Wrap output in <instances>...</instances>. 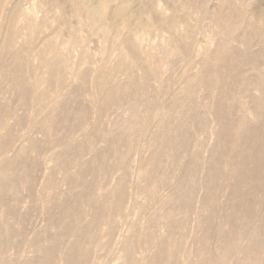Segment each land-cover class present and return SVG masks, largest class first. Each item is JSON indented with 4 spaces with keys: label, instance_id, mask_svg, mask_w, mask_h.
Masks as SVG:
<instances>
[{
    "label": "rangeland",
    "instance_id": "rangeland-1",
    "mask_svg": "<svg viewBox=\"0 0 264 264\" xmlns=\"http://www.w3.org/2000/svg\"><path fill=\"white\" fill-rule=\"evenodd\" d=\"M105 1L107 4V15L104 16L101 15L99 17L100 18L99 21H97L95 24H91L89 20L85 19L86 17H84L83 15L81 16V14L77 11V9H75L76 7L74 3L80 2L85 6L86 9L87 8L91 9L93 6L98 5V3L101 2V0H7L6 1L7 3H5V7L0 10L1 11L0 12V48L1 45L3 46L2 43H4L3 41H5V39L7 38V34L11 33V30L15 28L14 30H12V34L15 35L14 43H12L10 47L8 46L7 48H4L3 49L4 51L2 50V48L0 49L2 50L0 51L3 59L2 61L3 63L6 62L5 65L8 64L10 69L13 70L16 67L17 62L13 61V57H12L13 54H11V50H14L13 52L16 51L17 55H19L20 57V60L23 61L22 67L24 64H25L24 67H26L25 70H23L24 67L22 68L23 74L21 73L22 75L18 77L19 79L17 78V81H19V83H21L22 81L23 83H26V86H29L27 88H30L28 89V91L30 95H32L31 96L32 99H30L29 101L30 103L27 106L24 105L22 99H20L21 98L20 90H22L21 88L23 86V83L19 84L16 80L14 82L13 79L11 78V75L9 74H7L8 76L3 75L2 71H0V114H1L0 119H3L2 121L4 124L3 128H2L3 124H1L2 126H0V137L1 134L2 136H5L8 130H9L8 133L11 132L10 135L12 137V140L8 141V143L5 142L4 146L0 144V161L2 159L5 160V161L3 160L1 161L3 165L5 164L4 166L3 165L1 166V162H0V168H2L0 169V172L2 170L0 174H2L4 178L3 180L8 179L7 181L12 182L11 185L12 186L15 185L14 187H16L14 191L12 190L10 191V189L9 190L6 189L5 193L3 191L1 194L3 197V198L1 197V199H3V201L0 199V222H1L0 224L2 225L4 222L6 228L8 227L7 231L1 233L2 234L1 237H3V239L6 240L8 239L7 237H9V240L6 246L0 248L1 250L0 264H39L38 256H39V251L41 249L40 247L45 248V246L46 247L49 246L48 243H50L51 241L50 239L51 238L53 239V236H55L54 234L57 233V226L60 225L62 222H64L63 220L64 218H62V214H60V206L65 203L67 204L72 203L75 199L76 192H78L81 189L80 185L78 184L75 185L78 186L77 187L78 189H75L76 187L70 184V180L72 178L73 180L77 179L79 177V174L84 170V168L89 166V164L90 165L93 164L92 160L95 155L98 154L99 157L102 155L100 158L97 156L99 160L96 159V162L103 160L109 162L107 165L109 166V169L110 168L111 169L110 170L107 169L106 171L107 175H105L107 177L99 181L98 178L96 177L97 175L95 173V170L92 167L93 170L91 168H88L87 171L89 173L87 172L86 178L89 181H93L95 179L98 181L97 183H99L95 185V187H93L94 196L99 197L100 195L107 193V191L108 192L111 191L113 189L112 187L113 186L115 187V185H117V182L124 174V170H122L121 167L117 168L119 166L115 165L114 158L112 157L113 156L112 151L117 148H118L117 151L120 150L119 151L120 154L122 153L121 155L124 154L126 158L128 156L127 160L129 162L128 164L129 170L128 169L126 170L128 174L127 172L125 173L126 179L124 181L125 194H126L125 198L127 199H125V203H126L125 213L123 215L125 214L126 215L123 216L125 219L122 217L116 218V221L118 223L116 224L117 227L115 231L116 233H114L113 236L110 237L107 236L105 232L102 233L101 239H103V241H101L100 239V245L98 244V246H93V248L95 247L94 250L92 251L90 250L91 262L89 263L120 264V260L122 257L121 254L122 245L121 242L119 241H121V237L122 238L127 236L133 237L136 234L135 237L138 239V243L141 244L142 239L145 235L143 236L140 235L141 236L140 238H142L140 239L137 233L140 234L141 233L140 231H142L141 234L143 233L145 234L147 233V231L150 230L148 228H151L153 231L155 230L156 232L159 231L157 233L158 235L156 237L154 236V239L156 238H158V240L162 239L163 235L165 234L164 232L167 231V230L164 231L166 224L162 223V221L164 222L163 218H165V222L167 223L166 221L167 216H171V215H167V213L168 212L172 213L170 209H173L174 208L173 205H175V203L177 202V200L176 202H174L175 201L174 199H178L177 197L174 198V195L177 194L178 197L181 198L180 195L183 192V196H182L183 198H181L182 201L185 200L184 202L187 201L186 202L187 204H192V205H187L185 203L188 207L183 206L184 203L178 200L179 203L178 202L177 203L179 204V206H181V208L179 206L178 208L176 207L177 209L174 208V210L176 211L172 210L173 211L172 216L174 217V215H178L179 217L178 216L176 217L179 219L178 221L181 222L182 217L184 215L188 217L189 215H193L192 213H195L194 216L196 218L198 216L199 218L196 219L194 216H189L190 219L184 217L185 220H187L186 222H183V224H185L184 227H186L187 225L186 228H188V224L186 223H189V228L191 230L190 229L188 230L192 232V229L193 230H195L196 228L198 229V226L201 224L202 227L200 226L201 228H199V230L201 229L202 230L201 231L196 230L192 233H189V231L185 229L186 232L188 231V233L185 232L186 235H183L185 238H183L181 236L182 234H180L179 232L180 235L179 237L180 238L182 237L183 240L185 241V242L182 241V244H184L185 248H182L184 247L183 245L180 247L182 248V250L186 249V251L179 250L178 253L179 252L180 253L179 255L177 254L178 256L177 259L182 254L186 256L189 254L188 252H193V250H197V248L201 247L198 240L199 236L197 237L196 234V238H197L196 239L195 234L193 233H198V235H200V233L206 231V229L204 228L210 227L209 228L210 230L207 229V231L209 230L208 232L211 233L212 239L209 240L208 236L211 235L210 234L208 235L206 231L205 232L206 234L205 233L203 234L208 235L206 236V238L207 237L208 238L206 241L205 239L201 241V244L203 242L202 245L203 248L208 247L209 251L214 252L215 254L210 253L211 254L210 255L209 251L203 249L202 247L199 248L198 250L200 251V249H202L204 251L203 252L204 255H206L207 253V255L209 254L208 255L209 258L214 257L213 259L215 260L217 259L219 260L218 257L220 256V261H217L218 262L217 264H220L222 262L221 257L223 256L220 255L219 252L223 248L222 242L224 243V241H226L225 242L226 244L227 243L229 245L233 244V246H229L228 244L224 245V248L222 250L223 253L221 251V254H224L229 248L233 247L235 249L237 247L235 251L240 253V254L239 253L236 254L240 255V256L238 255L237 257L240 258L241 262H239V259L236 256H233V254L235 255V253H232V255L230 256L231 258L229 257L230 261H228L229 259H226L225 261L223 260V262L225 263L222 262V264H232V263L236 264L237 259H238L237 261L238 264H243L242 263L243 259L247 258V256L252 257L251 253L253 252V250L250 249H256L255 246L258 243L260 244L261 241H262V246L261 244H260L261 247H259V244L257 245V249L259 247V251L256 249L257 251L254 250L255 253L252 254H256L257 252H259V254L257 253L256 256L257 258L255 262L257 264H260V262H262L261 264H264L263 261L264 260L263 258L264 257V244H263L264 224L263 226H261L262 218L264 217L263 214L264 201L259 206L260 208H257L256 210V213L258 214L256 215L255 213L254 216L256 218L255 219L253 218L254 220L252 222L253 224L252 223L249 224L251 221L247 220L249 222L248 223L249 226L251 225L249 229H246L248 228V225L244 222L246 220H243L242 218L238 220L239 224L237 221V224H235L236 223L235 222L234 225L231 224L229 228L228 227L229 224H227V222L223 218L219 217L221 218L220 220H222L221 222L220 220H218V218L214 219V217L218 216L217 215L218 212H216L217 208L221 207L220 209L223 212L224 210H226L227 213L225 212V214H228L230 208H233L234 205H237L239 201L238 198H234L233 201L232 200L228 201V193L230 191L229 185L227 183L228 187H226V185L224 186V184H226L225 182L227 181L229 182V184H233V182H235L233 181L234 178L232 176L233 175L232 166L229 164L223 169L224 175L222 176V178H224L225 180L224 179L222 180L221 178L219 182H217L216 184H213L211 180L208 178L209 176L207 175V173L210 172V168L211 169L213 168L214 163L216 162L215 159L223 152L220 151L221 149L212 151V149H214L212 148V145H214L216 142L215 136L217 138V134H216L217 132H215L217 125L215 122V118H213L215 117L213 116L214 115L213 109L216 102L220 100L219 97L220 95L218 94L224 90L222 93L223 97L221 99V102L223 104V107L227 110V114H228L227 123L230 127L231 134L235 138L239 137L237 134L239 133V131L237 130H239L238 125H240L241 124L240 122H242L241 116L242 114L246 115V112L241 113L240 112L241 110L239 108L241 107V105H244L246 103L251 104V100L253 98L259 97L263 94V92L261 93L258 90L254 89V87H251L250 92L249 93L246 92V94H244V96H241L240 100H238L237 102H235V100H233V98L231 97L233 92L239 93L240 87H242V80H240V75L251 76L255 72H260L264 77L263 74L264 57H261V59L259 58L257 64L258 66L256 65L257 70L254 69L253 65L246 62L247 58L250 55H252L253 53L256 54L255 51L257 52L258 50L261 51L263 50L262 48L264 47V45H262L263 43H261L262 41L257 40L258 36L264 29L263 25L257 23V19L259 17L260 12H264V0H105ZM122 4H125L128 10H130L131 12L133 11L134 13L144 11L143 16H145V12H149L150 16L155 20L157 21L160 20L161 22L164 20L163 23H165L166 21L167 23L169 22V24L170 22L175 23V21L177 20L178 22L175 23V26L178 30L176 28L175 30L173 29L170 30L169 28H167L168 27L167 25H166L167 27L164 25L163 27H166L169 30L162 27L163 29L160 28L157 30H152L151 32H145L142 26L139 24V22L134 21L131 24V26L128 29H126V31L124 30L121 31L122 29L120 28L121 26L119 24L120 21L117 20L118 23L111 24L112 21L110 19H112L113 17L112 18L110 17L114 15L115 11ZM25 13H28V15L31 13L30 16H33L34 19L37 20L38 22L42 20L40 23L45 25V31L43 35L42 34L35 35L26 27L28 26L26 23L28 21V18H25L27 17L26 16L27 14ZM13 14H15L14 16L15 20H12ZM82 17H84V19ZM101 17H103V19H101ZM122 18H124V16H121L119 20H122ZM226 18L229 19V21ZM77 19H79L78 21L80 22V24L77 21ZM85 20L87 21V24ZM189 22L191 25L189 24ZM177 23H179L180 25L177 26ZM255 23H257L258 26L260 25L262 29L260 28V26L258 27L259 29H256L257 26L255 28L254 26ZM184 24L185 25L189 24L192 27V30L190 32L191 34L190 37L186 36L185 32L183 31L185 26ZM12 25L13 27L11 28L10 26ZM228 25L230 26V28L228 27ZM251 25L254 26V28ZM27 30L29 31V33H27L28 32ZM14 31L15 33L17 32V34H14ZM23 34H25V36L27 34L28 37L27 36L25 37ZM128 35L134 37L135 39L139 37L140 39L142 38L143 41H140V43L141 42L142 43L141 44L139 43L138 46V48L140 47L139 51H141L140 53L141 55L144 56V58L146 56L147 57L151 56L152 59L155 60V61L153 60L154 61L153 67L156 65L155 66L156 68L152 67V69L155 70V72L159 69V72L157 71V73L159 74L156 75L157 74L156 73L153 75V77L150 78L147 87L139 86L141 88L139 87L135 88L134 90L135 93H129L130 95L128 96H126L127 94H123L124 96L122 95V98L120 100V102L122 103H119L120 105L118 106L115 105V107L114 105L110 106L107 109L108 111L107 110L105 111L106 115L103 112L104 116L99 117L98 113L100 107H102L101 104L103 103L104 96H106L111 91L112 93L115 92L114 89L117 87L120 86L125 87L126 85H128V84L125 85L126 82L130 83L131 81H133L131 80V77H126V76H132L135 74L132 78L134 79L135 77L136 78L138 77L137 79H134L135 82H138L139 77H141V73H144V71L143 72L141 71L144 70L142 66L140 69V65H142L141 64L142 61L138 64L139 68L136 67L140 69L141 72L132 65L131 67H129L130 68L129 70L132 73L130 72L129 75H127L128 73H126V76L125 74H121L122 73L121 70H118L115 66V65L118 66V64H120L118 63L119 61L121 62L120 60L121 56H119V53L121 52L120 51L121 48L124 49L123 39L129 37ZM186 38H189L191 40H189L188 42ZM179 40L182 43L185 42L184 43L185 45L189 43L188 44L189 50L187 52L177 51V50L174 51L177 43H180L179 45L182 47L184 45V44L182 45ZM70 41L73 42L70 43ZM258 42L259 44L261 43V45H258ZM6 49L9 50L6 51ZM125 50L127 51V49ZM20 52L21 54H19ZM40 52L42 54L41 56H39ZM9 54H11V56H9ZM22 55L24 57L26 56L25 59ZM43 55L45 61L40 60L43 59ZM60 56L61 58L63 57V60L61 59L63 61V64L65 62V64L63 65L65 66V68L62 70L63 71L62 77H64L62 78V80L64 85L62 83V86L60 87L61 89H57L55 86L51 87L52 90L51 89L50 90L53 96L50 95L48 100L47 101L45 100L41 104L38 98L41 92H43V90H45L46 88V86L43 84V79L46 76L45 66L50 63H53L54 61H58L60 59ZM147 57L145 59H147ZM206 61H210L209 63L213 64L211 66L212 68L215 67L214 69H217L218 65L223 63H225L226 66H225V70L219 73L220 75L217 74L218 79L217 81L215 80L216 82L214 81L215 84L214 82H212L208 86L206 85V87H201L198 86L197 82L199 81L200 73L201 70L203 69L202 67L205 65ZM39 62H43V63L41 64ZM142 63H144V61ZM127 65L130 66L131 64L127 63ZM111 67H115L116 68V69L114 68L115 70L120 71L118 73L117 71L113 70L114 72H112L113 74L111 76L114 77V79L112 78L111 80L110 77L109 78L110 80H108L107 87L111 88L112 86L113 89L112 90L110 89L111 90L110 91L107 87L106 88L101 87L103 88L101 90L100 87H97L95 84L96 76L98 73L104 70L106 71V69L108 70L112 69ZM10 69L8 70L10 71ZM133 69L138 70L139 72L137 73ZM84 71L85 72L87 71L89 73V75L85 74L87 78L86 80L88 82V83L86 82L87 83L86 86L85 84L82 86L77 81L78 79L75 76L76 73L80 74L83 73ZM138 74L140 76H138ZM119 75L120 77H118ZM193 79L195 80L193 81V83H191ZM189 82L191 84H189ZM120 83H122L123 85L122 84L120 85ZM12 85L15 87H13ZM223 86L224 89H222ZM13 88L16 89L13 90ZM95 88L99 89L98 90V92L100 93L99 96H97L98 92L97 89ZM220 88L221 91L219 92ZM217 99L218 101H216ZM74 101L78 103L77 104L78 107L81 106L80 108L87 110L88 114L89 112H91L89 114L90 115L88 118L89 120L83 126L75 125L78 124L75 123L77 119H72V120L66 119L68 118L67 110H69L70 107L72 108L76 106V104L73 105ZM59 103L62 105L58 106ZM169 105H171L170 106L171 108H175V111L171 113L172 114L170 115L171 118L168 117L167 119L166 110L167 108H169ZM59 107L60 108L63 107V108L58 110ZM205 107L208 109H206ZM55 108L57 109L55 110ZM211 109L213 110V113ZM53 113H55L61 119L60 122L62 123L53 126L52 128L53 131L50 129L51 131L49 130V132L51 133H49L47 129L45 130L42 129L39 123L42 117H44L45 115L48 117L52 116ZM2 115L4 116V118H2ZM203 116H206L207 118L206 123L204 122L205 118ZM96 118L99 119L98 120L99 122L96 121L97 120ZM100 118L103 120H101ZM19 120H21L22 123L21 122L18 123ZM200 121L204 122L205 125L203 124L204 125L203 127L202 126L200 127ZM247 122L249 123V125H253V123L257 122V120L252 116H248ZM93 123H95L94 125L100 123L99 128L102 126L100 128V132H99L100 134L98 133L99 136L98 134L96 135L98 136L97 140L92 141L94 142V144L93 143H92L93 145L91 144L90 149H88L89 151L86 150L89 147L85 148V151L83 152H79V150H75L69 156V158L72 159V160L70 159L71 161L69 165L67 166V168H63L60 164H58L59 162H61L59 161L61 159L57 161L55 160V157L57 156V158H59V156L62 155V153H64V151L69 146L78 148L81 145V142L84 143L85 140L83 141V139H85L86 137L83 136L87 135L86 132H90L89 129H92L90 127L93 126L92 125ZM134 123L137 126H134L135 125ZM133 130H137V131H134L133 133ZM3 131L5 133H2ZM123 134L126 136L123 137L124 136ZM111 137L114 138V141ZM2 138L3 137L0 138V142ZM121 138L123 139L121 140ZM154 138L156 139V142H154ZM124 139L126 140V142ZM127 139L128 141H130L129 142L130 144H128ZM159 139L161 140L168 139L169 150L166 148L163 152L164 154L163 153L161 154V156L164 155L163 156L164 158L161 157L162 158L161 159L162 162H160L162 163L160 165L161 168H159V170L157 169L158 171L156 170L157 172L154 171L155 173H153L154 177H152L153 178L152 181L154 180L153 183L155 182L157 184L156 185V184H152L151 183L152 181L146 182L143 176L145 172H147L150 169L148 167V162L151 157L150 155H152L153 152L157 150V148L159 150L158 145L161 142V140ZM123 140L125 143L123 142ZM31 141L37 145V149H38L37 151H33L29 148ZM112 141L115 142L114 144L116 146L113 145ZM237 141L233 145L234 152H236V150H240L243 147L242 144L240 143V140ZM9 142L11 143L9 144ZM6 144L8 145L6 146ZM126 144H128L129 148L132 147V149L130 148L131 150L129 151L131 152L129 153H126V151L129 149L126 146ZM112 145L114 146L113 149H112L113 147ZM5 146L7 149L5 150L2 149V147L5 148ZM109 146L111 147L112 150L110 149ZM107 150H109L108 152H110L111 150L110 153L112 155L110 154L107 156V154H109ZM170 152L172 153V155ZM165 155L167 157H165ZM168 156H170L169 157L170 159L168 158ZM61 158H63V155ZM195 160H198L199 164L197 167L199 169L194 172L195 175L192 174L194 175V177L189 174L187 175L188 178H191V181L193 179V181L195 180L197 184L188 181L190 180L188 178H186L187 181L185 179V177H187L185 175L187 173V172L185 173V171H187L186 169L187 166H189L191 162H194ZM31 163L33 165H31ZM111 165L112 167H110ZM146 166L149 169H147ZM143 167L145 168L143 169ZM198 171L199 173L196 174V172ZM28 175H30L34 181L32 189L28 188L26 184L28 180ZM196 175L199 178L195 177ZM259 175L260 177L262 176L264 177V173ZM182 176L183 177L185 176L184 180L186 183L188 182L187 183L188 185L189 183L190 184L192 183L193 188L195 187L197 188L194 189L199 191V192L195 191L196 193H198L197 195L196 194L192 195L194 193L193 192L194 190L192 189L191 185L190 188L187 185L189 190L183 189L184 187H181L182 186L181 184L184 182ZM206 178H208V181L210 180V182L205 180ZM0 180H2L1 176H0ZM229 180L232 181L230 182ZM185 182L183 183L184 185H186ZM149 183H151V189L148 187L150 186ZM96 188L97 190L99 188V190L96 191L97 194H95L96 192H94V189L96 190ZM152 188L154 189L155 192H153ZM155 188L159 191H157ZM227 188H228V192H227ZM235 188L238 189L239 191H244L246 189V185L239 184L235 186ZM191 189L193 190L192 193H191ZM28 190H30V192ZM150 190H152V192ZM208 191H211L210 194H213L214 197L216 196V198L214 197L210 198L212 197V195L209 196ZM153 194L156 195L154 196ZM259 194H261V196L262 194H264V187H260ZM171 195L173 196L171 197ZM195 195L198 196L199 198L197 197L196 199H194L196 197ZM166 196H169L168 198H171V200L165 202L164 200L167 201V199H163V198H167ZM192 196H194V198ZM200 196L201 197L207 196V197H204V199L202 197L200 199ZM208 197L209 199H207ZM235 199L236 202H234ZM207 200L211 201L209 202L210 204H208ZM84 201L82 202V205L84 210L86 211L85 214L87 215L84 214L85 217H83L82 221L80 222L82 223L80 224L81 226H85L86 221L89 220L90 218L89 216L93 208L92 205L94 204L92 203V200L89 199H85ZM196 201L197 202L199 201L200 204L196 203ZM212 201H214V203L216 202L215 205L213 203L214 207L211 204ZM193 202H195V204ZM202 202L203 205L201 204ZM205 202L207 203V205ZM177 203L176 206L178 205ZM218 203L221 206L219 207L216 206L219 205ZM189 206L193 209V212H191L192 209H190ZM203 206L204 207L206 206L205 210ZM212 207L215 208V210L212 209ZM187 208L191 210L189 211L191 212L190 214L189 212H187L188 210ZM198 208L200 211L199 213H197ZM207 208H209L208 212L211 209L213 210V212L212 210L210 211L211 213H214L215 211V216L214 214L211 213L208 214ZM178 209H182V213H183L181 214V216L183 215L182 217L179 215V213H177L181 211V210L177 211ZM201 211L203 214H201ZM151 217L152 219H150ZM177 218L175 219V221L177 220ZM200 218H202V220L204 218V220L202 221ZM206 218L209 219L207 220L209 221V223L205 221ZM250 220H252V218H250ZM149 221L151 222L153 221L154 223H151ZM200 221H202V223ZM198 222H200V224H198ZM133 223L136 225H134ZM148 223H151L152 224L151 226L155 229L149 227L150 224ZM161 223L165 226L163 227ZM195 223L197 224V227L196 225H194ZM203 224L204 225L208 224L207 226L209 225L211 226L206 227L205 225V227H203L204 226ZM244 224H246V226H244ZM223 225L224 227L227 225L228 228L227 227L224 228ZM130 226H134L135 229L139 228L140 230L134 229V232L135 231L136 232L130 236L129 234H132ZM231 226L232 228L233 227L234 228L232 229ZM144 228L146 232L144 231ZM219 229H221L222 231H220ZM226 229L229 231H227ZM245 229L248 231L256 230L258 232L256 239L258 243H256V241H253V243H251L252 241L246 238L247 237L246 232L248 231H246ZM224 230L226 231L224 233H227V235H230L231 237L224 235L223 234ZM128 231H130L131 233ZM219 232H222L220 234L222 237L225 236V238L223 237L224 239L219 236L217 237V235H219L218 234ZM229 232H231V234ZM244 233L246 234V237ZM103 234L105 237L103 236ZM175 234H178V232H175ZM190 234L192 235L190 236ZM187 235L190 236V238ZM193 235L194 238L196 239L195 244H199V247L197 246H196L197 248L195 247L196 249L190 247L193 244L190 241ZM236 235L239 236V237L237 236L239 240L236 238ZM240 235L241 237L244 235V238L243 237L240 238ZM135 237L134 239L136 241L137 247L142 246V244L138 246L137 239ZM260 237L262 240L260 239ZM194 238L192 240H194ZM219 238H221L220 242L218 241L220 243V247H216L217 244L219 246V243L217 242ZM245 238L247 241L243 242ZM73 239L75 240V237L73 235L71 236L69 235L68 237L64 238L62 242L58 244L57 248L59 250L57 249V255H56L57 258H55V262L53 264L65 263L63 260H65L66 256L68 255V251H67L69 250L68 246H70L71 243L74 241ZM240 239L241 240L244 239V240L240 241ZM34 240L37 242H35ZM139 240L141 242H139ZM235 240L240 241L239 242L240 244H238V242H236ZM187 242L188 243L190 242L191 245L187 244ZM204 242L205 245L206 243H209L207 244L208 246L206 245V247H204ZM235 242L238 245H241V247L239 246L240 247L239 248L238 245L234 244ZM225 246H229V247H225ZM212 248H214L213 251ZM217 248L218 250H216L215 252V249ZM141 249L139 253L137 252V255L143 252V250ZM137 251H139V249ZM66 253L67 255H65ZM241 254L245 258H243ZM260 254L262 255V257ZM215 255L218 256V257L216 256L217 259ZM141 256L142 254L139 255V258H141ZM232 256L234 258L236 257V259L234 260ZM180 258H183V256ZM186 258L187 256L185 257L184 260L181 259L182 262H179L181 260H178V264H185L184 262L186 261ZM191 260L192 262L194 260L196 261V257H192ZM245 260L243 262H245ZM226 261L228 263H226ZM252 262L253 264H256L254 261H251V263ZM214 264H216V262Z\"/></svg>",
    "mask_w": 264,
    "mask_h": 264
},
{
    "label": "bare ground",
    "instance_id": "bare-ground-1",
    "mask_svg": "<svg viewBox=\"0 0 264 264\" xmlns=\"http://www.w3.org/2000/svg\"><path fill=\"white\" fill-rule=\"evenodd\" d=\"M7 0H0V10L2 9V8H4L5 7V3H7L6 2ZM42 3H43V1H42ZM49 3V2H48ZM57 3V2H56ZM55 3V4H56ZM58 5V4H57ZM59 5H60V3H59ZM74 5H75V9H77V11L81 14V16L83 15L84 17H86L85 19H87V20H89L90 21V23L91 24H95L97 21H99V17L101 16V15H107V4H106V1L105 0H101V2H99L98 3V5H96V6H93L91 9L90 8H85V6L82 4V3H80V2H75L74 3ZM119 7V6H118ZM142 11V10H141ZM263 11V10H262ZM1 12V11H0ZM111 12V11H110ZM109 13V12H108ZM113 13V12H112ZM111 13V14H112ZM143 13H144V11L143 12H136V13H134L133 11L131 12L130 10H128V8H127V6L125 5V4H122V5H120V7L115 11V13H114V15L113 16H111L110 18H112V19H110L112 22H111V24H115V23H118V21H120V28L122 29L121 31H126V29H128L130 26H131V24L134 22V21H137V22H139V24L142 26V28H143V30L145 31V32H151L152 30H157V29H160V28H162L164 25L167 27V28H169L170 30H175V28H176V26H175V23L176 22H178L177 20L175 21V23L174 22H170V24H169V22L167 23V21L165 22V23H163L164 22V20L161 22L160 20H155L154 18H152L151 16H150V14H149V12H145V16H143ZM12 14V13H11ZM25 14H27L26 16L27 17H25V18H28V21L26 22L27 23V25L28 26H26L33 34H37V35H43L44 34V31H45V25H43L42 23H40V22H38L37 20H35L34 19V17L33 16H30L31 15V13L28 15V13H25ZM229 14V13H228ZM12 16V15H11ZM11 16H10V18H11ZM15 14H13V16H12V20H15ZM121 16H124V18H122V20H119L120 18H121ZM231 16V15H230ZM79 17V16H78ZM84 17H82L83 19H84ZM24 18V17H23ZM101 19H103V17H101ZM109 19V18H108ZM227 19V18H226ZM20 20V19H19ZM18 20V21H19ZM22 20V19H21ZM79 19H77V21H78ZM118 20V21H117ZM228 21H229V19H227ZM11 21V20H10ZM23 21V20H22ZM21 21V22H22ZM86 21V20H85ZM89 21H88V24H89ZM113 21H116V22H113ZM12 22V21H11ZM14 22V21H13ZM20 22V23H21ZM79 22V21H78ZM84 22V21H83ZM10 23V22H9ZM187 23V22H186ZM257 23H260V25H263V27H264V12H260V14H259V17H258V19H257ZM257 23H255V28H256V26H257V28L256 29H259L258 27L260 26H258V24ZM13 24V23H12ZM15 24V23H14ZM23 24V23H22ZM79 24H80V22H79ZM86 24H87V21H86ZM90 24V25H91ZM189 24H190V22H189ZM189 24H184L185 26H184V32H185V35L186 36H188V37H190L191 36V34H190V32H191V30H192V27L189 25ZM254 24V23H253ZM252 24V25H253ZM25 25V24H24ZM180 24L179 23H177V26H179ZM251 25V26H252ZM93 26V25H92ZM116 26V25H115ZM250 26V25H249ZM254 26H252L253 28H254ZM11 28L13 27V25L12 26H10ZM9 27V28H10ZM166 27H163V28H166ZM228 27L230 28V26L228 25ZM10 28V29H11ZM17 28H18V26H17ZM78 28V27H77ZM162 28V29H163ZM166 28V29H167ZM232 28V27H231ZM260 28L262 29V27L260 26ZM9 29V30H10ZM15 28H13L12 30H14ZM76 29V28H75ZM169 29H167V30H169ZM177 29V28H176ZM12 30H11V33H8L7 34V38L5 39V41H3L4 43H2L3 44V46L1 45V48H2V50L4 49V48H7L8 46L10 47V45L12 44V43H14V36L15 35H13L12 34ZM178 30V29H177ZM23 31V30H22ZM28 31V30H27ZM129 32V31H128ZM19 33V32H18ZM23 33V32H22ZM27 33H29V31L27 32ZM120 33V32H119ZM126 33V32H125ZM131 33V32H130ZM14 34H17V32L15 33V31H14ZM128 34V33H127ZM184 34V33H183ZM24 36H25V34H23ZM28 35H30V34H28ZM77 35V34H76ZM178 35V34H177ZM26 36H27V34H26ZM25 36V37H26ZM32 36V35H31ZM44 36H47V35H44ZM78 36V35H77ZM129 36V35H128ZM182 36V35H181ZM6 37V36H5ZM21 37V36H20ZM28 37V36H27ZM184 37V36H183ZM44 38V37H43ZM25 39V38H24ZM30 39V38H29ZM76 39V38H75ZM122 39V38H121ZM187 40H188V42H189V40H191V39H189V38H186ZM16 40V39H15ZM77 40V39H76ZM181 40V39H180ZM179 40V41H180ZM182 40H184V39H182ZM258 41H262L261 43H263L262 45H264V29H263V31L260 33V35L258 36V39H257ZM27 41V40H26ZM25 41V42H26ZM73 41H74V39H73ZM73 41H70V43H72ZM140 41H143L142 40V38L140 39V37L139 38H134V37H131V36H129V37H127V38H125V39H123V45H124V49H122L121 48V52L119 53V56H121L120 57V60H121V62L119 61L118 63H120V64H118V66L117 65H115L116 66V68L118 69V70H121V74H125V76H126V73H128L127 75H129V73L131 72L129 69V67H131L132 65L136 68V67H138L139 65V63L142 61H144V63H142L141 62V64L142 65H140V69H141V66L143 67V69L144 70H141L142 72L144 71V73H141V77H142V79H141V77H139V81L138 82H135L134 81V79H137L136 77L133 79L132 77L135 75H132V76H126V77H131V80H133V81H131L130 83H125V85L126 84H128V85H126L125 87L124 86H120V87H117V88H115L114 89V91L115 92H113L112 93V89H113V87L111 86V88H108L107 86V84H108V80H112V78L114 79V77H112L111 75L113 74L112 72H114V71H117L118 73L120 72V71H118V70H115L116 68L115 67H111L112 69H106V71L104 70V71H102V72H100V73H98L97 74V76H96V86L97 87H100V89L102 90L103 88H101V87H104V88H108L111 92H109L106 96H104V98H103V103L101 104L102 105V107H100V109H99V113H98V115H99V117L101 116V117H103L104 115H103V112H104V114H105V111L110 107V106H113L114 105V107H115V105H120L119 103H122V102H120V100H121V98H122V95L123 94H127L126 96H128V95H130L129 93H135L134 92V90H135V88H138L139 86H141V87H147L148 86V84H149V81H150V78L151 77H153V75L154 74H156L157 73V71L159 72V69L155 72V70H153L152 69V67H153V63H154V59H152V57L151 56H149V57H147V59H145L144 58V56L143 55H141V51H139V48H138V46H139V43H140ZM186 41V40H185ZM252 41V40H251ZM121 42V41H120ZM169 42V41H168ZM181 42V41H180ZM187 42V43H188ZM15 43H16V41H15ZM77 43V42H76ZM75 43V44H76ZM142 43V42H141ZM140 43V44H141ZM185 43V42H184ZM184 43H182L181 42V44L183 45ZM257 43V42H256ZM261 43L259 44V42H258V45H261ZM24 44V43H23ZM180 43H177V45H176V47H175V49H174V51L175 50H177V51H183V52H187L188 50H189V43L187 44V45H183V47L182 46H180L179 45ZM74 45V44H73ZM251 46V45H250ZM261 47V46H260ZM259 47V48H260ZM263 47V46H262ZM0 48V49H1ZM191 48V47H190ZM125 49H127V51L125 50ZM263 50H261V51H259L258 50V52L257 51H255L256 52V54H252V55H250L248 58H247V60H246V62L247 63H249V64H251V65H253V67H254V69L255 70H257V67H256V65L258 64V61H259V58L261 59V57H264V47L262 48ZM2 50H0V51H2ZM7 50H9V49H6V51ZM11 50V49H10ZM125 50V51H124ZM4 51V50H3ZM14 50H11V54H13L12 55V57H13V61H16L17 62V65H16V67L13 69V70H11L10 69V67H9V65L7 64V65H5V63H3V59H2V55H1V52H0V71H2V73H3V75H7V74H9V75H11V78L13 79V81L15 82V80L17 81V78L18 77H20V75H22L23 73V71H22V68L24 67V65H23V67H22V63H23V61H21L20 60V57H19V55H17V53H16V51L15 52H13ZM47 51V50H46ZM45 51V52H46ZM18 52V51H17ZM42 52H44V51H42ZM143 52V51H142ZM24 53H26V52H24ZM179 53V52H178ZM3 54V53H2ZM11 54H9V56H11ZM19 54H21V52L19 53ZM46 54V53H45ZM28 55V54H27ZM42 54H41V52L39 53V56H41ZM184 55V54H183ZM23 56V55H22ZM38 56V57H39ZM24 57V56H23ZM26 57V56H25ZM25 57H24V59H25ZM59 57V56H58ZM154 57V56H153ZM184 57V56H183ZM210 57V56H209ZM22 58V57H21ZM28 58V57H27ZM145 60H144V59ZM40 59V58H39ZM57 59H59V58H57ZM63 57L61 58V56H60V59L58 60V61H54L53 63H50V64H48V65H46L45 66V70H46V76L44 77V79H43V84L46 86V88H45V90H43V92H41V94L39 95V101L41 102V104H42V102H44L45 100L47 101L48 100V98L50 97V95H52L53 96V94H51L52 92H51V87H53V86H55L57 89H61L60 87L62 86V83H63V80H62V78H64V77H62V73H63V69L65 68V66H63L64 64H65V62H64V64H63ZM263 59V58H262ZM40 60H42V61H45L44 60V55H43V59H40ZM123 60V61H122ZM154 60V61H153ZM130 61V62H129ZM15 62V63H16ZM27 62V61H26ZM210 61H206L205 62V65L202 67L203 69L201 70V73H200V78H199V81L197 82L198 83V86H201V87H206V85L208 86L209 84H211L212 82H214L215 80L217 81V79H218V75L217 74H219L221 71H224L225 70V66H226V64L225 63H223V64H220V65H218V68L217 69H214V68H212V66L211 65H213V64H210L209 63ZM25 63V62H24ZM39 63H43V62H39ZM45 63V62H44ZM127 63H130L131 65L129 66V65H127ZM211 63H212V61H211ZM27 64V63H26ZM156 64V63H155ZM45 65V64H44ZM127 65V66H126ZM144 66H145V68H144ZM156 66V65H155ZM153 67V68H156V67ZM258 66V65H257ZM133 67V68H134ZM25 68L26 67H24L23 68V70H25ZM115 68V69H114ZM139 68V67H138ZM138 68H136V69H138ZM8 69H10V71L8 70ZM140 69H138L139 71H140ZM114 70V71H113ZM129 70V71H128ZM133 70H135V69H133ZM138 70H135L137 73L139 72ZM216 70V71H215ZM65 71V70H64ZM140 71V72H141ZM82 72V71H81ZM87 72V71H86ZM85 71L83 72V73H76L75 74V76H76V78L78 79L77 81L83 86L84 84H85V86H86V84L88 83L87 82V78H86V75L85 74H87V75H89V73L87 72L86 73ZM116 72V73H117ZM135 72V73H136ZM1 73V74H2ZM22 73V74H21ZM132 73V72H131ZM216 73V74H215ZM159 73H157L156 75H158ZM264 74V73H263ZM115 75V74H114ZM113 75V76H114ZM143 75V76H142ZM199 75V74H198ZM220 75V74H219ZM8 76V75H7ZM138 76H140L139 74H138ZM89 77V76H88ZM111 77V78H110ZM118 77H120V75L118 76ZM110 78V79H109ZM19 79V78H18ZM129 79V78H128ZM128 79H126V80H128ZM120 80V79H119ZM118 80V81H119ZM195 79H193L192 80V82L191 83H193V81H194ZM240 80H242V87H240V91H239V93H236V92H233L232 93V95H231V97L233 98V100H235V102H237L238 100H240V97L241 96H244V94H246V92L247 93H249L250 92V89H251V87H254V89H256V90H258L259 92H263V94L261 95V96H259V97H255V98H253L252 100H251V104H244V105H241V107L239 108L241 111V113H245L246 112V115L244 114H242V116H241V119H242V122H240L241 124L240 125H238L239 127V130H237V131H239V133H237L238 134V136L239 137H234L232 134H231V130H230V127H229V125H228V123H227V116H228V114H227V110L223 107V104H222V102H221V99H222V93H223V91H221V88H220V90H219V94L218 95H220L219 97H220V100L218 101V99L216 100V101H218V102H216V104L214 105V115L213 116H215V117H213V118H215V122H216V125H217V127H216V131L215 132H217L216 134H217V138H216V136H215V139H216V142H215V144L214 145H212V148H214V149H212V151L213 150H217V149H221L220 151H223L215 160H216V162L214 163V166H213V168L211 169L210 168V172H208V173H210V174H208L207 173V175L209 176L208 178L211 180V182L213 183V184H216L217 182H219V180L222 178V176L224 175L223 174V169L226 167V166H228L229 164L232 166V169H233V178H234V180L233 181H235V182H233V184H229V182L227 181V182H225L226 184H224V186L226 185V187H228L227 186V183H228V185H229V193H228V201L230 200H232L233 201V199L234 198H238V203H237V205H234L233 206V208H230V212L228 211V214H225V212H226V210H224V212L220 209L221 207H219V206H221L219 203V205H216V206H218L219 208H217V211L216 212H218L217 213V217H214V219H216V218H218V220H220L221 218H223L226 222H227V224H229L228 225V227L231 225V224H233L234 225V223L235 224H237V221L240 219V218H242L243 220H248V221H251L250 223L247 221H244L247 225H248V228H246V229H249V227L251 226H249V224H251L254 220H253V218L255 219L256 217L254 216L255 215V213H256V210H257V208H260L259 206L261 205V203H263V201H264V194H262V196H261V194H259V189H260V187H264L263 185H264V177L262 176V177H260V175L259 174H262V173H264V77L262 76V74L260 73V72H255L253 75H251V76H244V75H240ZM197 81V80H196ZM215 81V82H216ZM12 82V81H11ZM13 82V83H14ZM18 83H19V81H17ZM65 82V81H64ZM87 82V83H86ZM110 82V81H109ZM112 82V81H111ZM129 82V81H128ZM189 82V84H191ZM215 82H214V84H215ZM23 83V81L21 82V83H19V84H22ZM17 84V83H16ZM113 84H114V81H113ZM122 83H120V85H121ZM123 84H124V82H123ZM122 84V85H123ZM63 85H64V83H63ZM116 85H119V84H116ZM13 86V85H12ZM19 86V85H18ZM18 86H17V88H18ZM84 86V87H85ZM95 86V87H96ZM114 86V85H113ZM13 87H15V86H13ZM20 87V86H19ZM27 87H29V86H26V83H23V86H22V90H20L21 91V98L20 99H22V102H23V104L24 105H28L30 102V99H32L31 98V96L32 95H30V93H29V91H28V89H30V88H27ZM115 87V86H114ZM141 87H139V88H141ZM14 89H16V88H13V90ZM51 89V90H50ZM95 89H97V88H95ZM222 89H224V86L222 87ZM18 90V89H17ZM98 90L99 89H97V92H98ZM108 90V91H109ZM218 90V89H217ZM136 91H138V90H136ZM19 92V91H18ZM95 93H96V91H95ZM111 93V94H110ZM138 93V92H137ZM99 92H98V94H97V96H99ZM95 95V94H94ZM158 95H159V93H158ZM124 96V95H123ZM125 96V97H126ZM93 97V96H92ZM95 97V96H94ZM131 97H133V96H131ZM124 98V97H123ZM125 99V98H124ZM101 100V99H100ZM21 101V100H20ZM93 101V100H92ZM74 104L73 105H75L76 104V106H74V107H70V109L69 110H67V116H68V118H66L67 120L68 119H77V121L75 122V123H78V124H75V125H80V126H83V125H85L86 124V122L89 120L88 118H89V114L91 113V112H89V114H88V111L87 110H84V109H82V108H80V107H78V103H76V101H74L73 102ZM173 103V102H172ZM40 104V103H39ZM62 104H60L59 103V105L58 106H61ZM172 105V104H171ZM171 105H169V108H167V110H166V118L168 119V117H170L171 118V116L170 115H172L171 113H173L174 111H175V108H171L170 106ZM177 105V104H176ZM61 108H63V107H61ZM60 107L58 108V110L59 109H61ZM97 108V107H96ZM206 108V107H205ZM27 109V108H26ZM57 108H55V110H56ZM206 109H208V108H206ZM212 110V109H211ZM213 110H212V113H213ZM98 111V110H97ZM108 111V110H107ZM208 111V110H207ZM55 112V111H54ZM209 112V111H208ZM248 112V113H247ZM56 113V112H55ZM55 113H53V115L52 116H44V117H42V119H41V121H40V127L42 128V129H47V131L49 132V130L51 129L52 130V128H53V126H55V125H57V124H61L62 122H60V118L55 114ZM81 113V114H80ZM107 113V112H106ZM204 113V112H203ZM229 113V112H228ZM55 114V115H54ZM79 114H80V116H79ZM96 114H97V112H96ZM1 115V114H0ZM97 115V116H98ZM106 115V114H105ZM36 116H38V115H36ZM66 116V117H67ZM78 116V117H77ZM208 116V115H207ZM246 116V117H245ZM248 116H252L253 118H255L256 120H257V122H255V123H253V125H249V123L247 122V118H248ZM1 117V116H0ZM96 117V116H95ZM99 117H97V118H99ZM204 118H205V120H204V122L206 123V116H203ZM202 117V118H203ZM2 118H4V116L2 115ZM94 118V117H93ZM96 118V119H97ZM202 118H201V120H202ZM95 119V120H96ZM101 119V118H100ZM138 119V118H137ZM3 119H0V126H2L1 124H3V121H2ZM5 120V119H4ZM99 119H97L96 121H98ZM101 120H103V119H101ZM142 120V119H141ZM166 120V119H165ZM75 121V120H74ZM92 121V120H91ZM17 122V121H16ZM21 122V120H19V122L18 123H20ZM95 122V121H94ZM99 122V121H98ZM160 122V121H159ZM166 122V121H165ZM203 121H200V127L202 126H204L205 124H204V122L202 123ZM22 123V122H21ZM90 123V122H89ZM161 123V122H160ZM91 124V123H90ZM95 123H93L92 125V127H90V128H92V129H89L90 130V132H86L87 133V135H85V136H83V137H86L85 139H83V141L85 140V142L84 143H82L81 142V145L78 147V148H74V147H68L65 151H64V153H62V155H63V158H61L62 157V155H60L59 156V158H57V156L55 157V160H59V159H61V160H59V161H61V162H59L58 164H60L63 168H67V166L69 165V163H70V161L72 160L71 158H69V156L75 151V150H79V152H83V151H85V148H87V147H89V148H87L86 150L87 151H89L88 149H90V146H91V144L93 143L94 144V142H92L93 140H97V138H98V136H99V132H100V128L102 127H100L99 128V124L100 123H98V124H96V125H94ZM102 124V123H101ZM135 124V123H134ZM204 124V125H203ZM17 125V124H16ZM20 125V124H19ZM170 125V124H169ZM89 126V125H88ZM134 126H137L136 124L134 125ZM4 127V124H3V126H2V128ZM133 127V126H132ZM1 128V129H2ZM77 128V127H76ZM78 128H80V127H78ZM82 128V127H81ZM8 130V129H7ZM6 130V131H7ZM50 130V131H51ZM81 130V129H80ZM88 130V131H89ZM162 130V129H161ZM9 131V130H8ZM8 131L6 132V135L5 134H3V135H5V136H2V134H1V137H3L2 138V140H1V142H0V144L2 145V146H4L5 145V142H7L8 143V141H11L12 140V137H11V135H10V133H8ZM53 131V130H52ZM134 131H137V130H133V133H134ZM170 131V130H169ZM2 133H5L4 131L2 132ZM49 133H51V132H49ZM99 133V134H98ZM164 133V132H163ZM98 134V136H96ZM162 134V133H161ZM117 135V134H116ZM120 135V134H119ZM124 135V134H123ZM96 136V137H95ZM126 135H124L123 137H125ZM163 136V135H162ZM0 137V138H1ZM120 137V136H119ZM160 137V136H159ZM94 138H96V139H94ZM112 138V137H111ZM127 138V137H126ZM125 138V139H126ZM168 138V137H167ZM113 139V141H114V138H112ZM123 138H121V140H122ZM124 139V140H125ZM130 139V138H129ZM171 139V138H170ZM214 139V140H215ZM124 140H123V142H124ZM159 140H161V139H159ZM237 140H240V143L242 144V148L240 149V150H236V152H234V150H233V145L236 143V141ZM112 141V142H113ZM116 141V140H115ZM127 141H128V139H127ZM125 142H126V140H125ZM124 142V143H125ZM130 141H128V144H130L129 143ZM154 142H156V139L154 138ZM171 142V141H170ZM237 142H239V141H237ZM11 142H9V144H10ZM115 142H113V145L114 146H116L115 144H114ZM92 144V145H93ZM117 144V143H116ZM128 144H126V146L128 147ZM8 144H6V146H7ZM112 145V146H113ZM132 145V144H131ZM152 145V144H151ZM168 145H169V143H168V139H163V140H161V142L159 143V150H158V148H157V150L156 151H154L153 152V154L152 155H150L151 157H150V160H149V162H148V167L150 168H148L147 166H146V168L147 169H149L147 172H145V174H144V176H143V178L146 180V182H150V181H152V177H154V174L153 173H155L154 171H156L157 169L159 170V168H161V164L162 163H160V162H162V158L161 157H163L164 155H162L161 156V154L164 152V150L167 148L168 149ZM6 146H5V148L4 147H2V149H7L6 148ZM114 146L112 147V149L114 148ZM125 146V147H126ZM130 146V145H129ZM154 146V145H153ZM9 147H10V145H9ZM8 147V148H9ZM110 147V146H109ZM119 147V146H118ZM29 148L31 149V150H33V151H37L38 149H37V145L34 143V142H30V145H29ZM116 148V147H115ZM129 148V147H128ZM131 149H132V147H130ZM128 149L127 151H126V153H129V152H131V151H129V150H131V149ZM170 148V147H169ZM110 149H111V147H110ZM111 149V150H112ZM187 149V148H186ZM111 150H110V152H111ZM118 150V148L117 149H114L113 151H112V154H113V158H114V161H115V165H117V166H119V167H117V168H122V170H124V174L122 175V177L119 179V181L117 182V185H115V187L113 186L112 188V190L111 191H107V193H105V194H102V195H100V193H99V197H97V196H94V193H93V187H95V185H97V184H99V183H97L98 181L97 180H93V181H89L86 177V175H87V170H88V168H91L92 169V167H93V169L95 170V173H96V177L98 178V180L99 181H101V179H105V177H107V176H105V175H107L106 173V171H107V169L108 170H110L109 169V166L107 165L109 162H106V160H103V161H99V162H96V159L97 160H99V158L102 156H100L99 157V155L97 154V155H95L94 156V158H93V160H92V163L93 164H89V166H87L86 168H84V170L79 174V177L77 178V179H74L73 180V178L70 180V184L71 185H73L74 187H76L75 189H78L77 187L78 186H75V185H80V187H81V189L78 191V192H76V194H75V199H74V201L72 202V203H65V204H62L61 206H60V214H62V218H64L63 220H64V222H62L61 220V224L60 225H58L57 226V233L56 234H54L55 236H53V239L51 238L50 240V243H48L49 244V246H45V248L44 247H40L41 249H40V251H39V258H38V262H39V264H53L54 262H55V258H57V246H58V244L60 243V242H62V240H64V238H66V237H68L69 235L71 236V235H73L74 237H75V240L71 243V245L70 246H68V249L69 250H67L68 251V255H67V253L65 254V255H67L66 256V258H65V260H63L65 263L64 264H91V263H89V262H91V259H90V257H91V251L92 250H94V248H93V246H98V244L100 245V239H101V235H102V233H106L107 234V236H113V234L114 233H116L115 231H116V224L118 223L117 221H116V218L118 217H122V218H124L123 216H125V215H123L124 213H125V199H127V198H125V196H126V194H125V179H126V170L128 169L129 170V168H128V164H129V162H128V156H127V158H126V156H124V154L123 155H121L120 154V150L119 151H117ZM169 150V149H168ZM109 150H107V152H108ZM124 151V150H123ZM110 152H108L109 154H107V156L108 155H110L111 153ZM125 153V154H126ZM171 153V152H170ZM111 154V155H112ZM164 154V153H163ZM167 154V153H166ZM80 155V154H79ZM168 155H169V153H168ZM171 155H172V153H171ZM170 155V156H171ZM99 158H98V157ZM170 156H168V158L170 157ZM165 157H167L166 155H165ZM172 157V156H171ZM164 158V157H163ZM71 159V160H70ZM74 159V158H73ZM94 159H95V161H94ZM170 159V158H169ZM3 160V159H2ZM1 160V161H2ZM161 160V161H160ZM0 161V162H1ZM3 161H5V160H3ZM56 161V162H57ZM164 161V160H163ZM173 161V160H172ZM166 162V161H165ZM169 162H170V160H169ZM5 163V162H4ZM198 160H195L194 162H191V164L189 165V166H187V171H185V175L187 176V177H185V179L186 178H188V175L187 174H189V175H192V174H194L195 175V171L196 170H198L199 168L197 167L198 166ZM3 165V163L1 162V166ZM5 165V164H4ZM3 165V166H4ZM31 165H33L32 163H31ZM31 165H29V166H31ZM201 165V164H200ZM91 166V167H90ZM130 166V165H129ZM110 167H112V165L110 166ZM131 167V166H130ZM234 167V168H233ZM145 167H143V169H144ZM0 169H2V168H0ZM62 169V168H61ZM92 169V170H93ZM231 169V170H232ZM157 170V171H158ZM142 171V170H141ZM140 171V172H141ZM156 171V172H157ZM1 172H2V170H1ZM0 172V173H1ZM123 172V171H122ZM89 173V172H88ZM184 173V172H183ZM199 173V171L198 172H196V174H198ZM232 173V172H231ZM127 174H128V172H127ZM174 174V173H173ZM172 174V175H173ZM110 175V174H109ZM159 175H160V172H159ZM158 175V176H159ZM168 175V174H167ZM176 175V174H175ZM194 175H192L193 177H194ZM0 176H1V178H2V180H0V195L2 194V192L4 191V193H5V190L6 189H10V191L12 190V191H14L15 190V188L16 187H14L15 185H14V183H13V185L14 186H12L11 184H12V182H8L7 180L8 179H5V180H3L4 178H3V176H2V174H0ZM128 177V176H127ZM170 177H171V175H170ZM184 177L182 176V178H183V180H184ZM190 177V176H189ZM195 177H197V175L195 176ZM155 178H156V176H155ZM168 178V177H167ZM166 178V179H167ZM177 178V177H176ZM182 178H181V180H182ZM197 178H199V177H197ZM208 178H206L205 180H207L208 181ZM108 179V178H107ZM118 179V178H117ZM162 179V178H161ZM188 179H190V180H188V181H190V182H194V184L196 183L195 182V180L193 181V179H192V181H191V178H188ZM195 179V178H194ZM224 178H222V180H223ZM157 180V179H156ZM177 180H180V179H177ZM210 180L208 181V182H210ZM225 180V179H224ZM231 180V181H232ZM154 181V180H153ZM153 181L151 182L152 184H156L155 182L153 183ZM186 181H187V179H186ZM207 181H205V182H207ZM230 181V180H229ZM230 181V182H231ZM34 181H33V178L30 176V175H28V180H27V187L28 188H30V189H32V186H33V183ZM181 182V181H180ZM184 182H185V180H184ZM183 182V183H184ZM222 182V181H221ZM151 183H149L150 184V186H148L150 189H151ZM181 184V183H178V184H181L182 186L181 187H184L183 189H186V190H189L188 189V186H189V188H190V185L192 186V183L190 184L189 183V185L186 183V185H184V184ZM148 184V183H147ZM197 184V183H196ZM239 184H245L246 185V189L244 190V191H239L238 189H236L235 188V186H237V185H239ZM157 185V184H156ZM188 185V186H187ZM221 185V184H220ZM223 185V184H222ZM99 186V185H98ZM152 186H154V185H152ZM186 186H187V188H186ZM205 186V185H204ZM79 187V188H80ZM155 187H158V186H155ZM179 187V186H178ZM195 187V186H194ZM177 188V187H176ZM196 188V187H195ZM195 188H193V186H192V189L194 190ZM199 188H200V186H199ZM153 189V188H152ZM156 189V188H155ZM191 189V193H192V190ZM197 189V188H196ZM226 189V188H225ZM98 190H99V188H98ZM97 190V188H96V190L94 189V192H96V191H98ZM157 190V189H156ZM179 190H180V188H179ZM208 190V189H207ZM215 190V189H214ZM224 190V189H223ZM262 190V189H261ZM29 192H30V190H28ZM151 192H152V190H150ZM157 191H159V190H157ZM198 191V190H194L193 192V194L192 195H194V194H198V193H196V192ZM226 191V190H225ZM153 192H155L154 191V189H153ZM199 192V191H198ZM207 192V191H206ZM209 192V196H211L212 195V197H210V198H213L214 197V195L213 194H210V192L211 191H208ZM215 192V191H214ZM227 192H228V188H227ZM202 193H204V192H202ZM30 194V193H29ZM95 194H97V192L95 193ZM170 194H173V193H170ZM169 194V195H170ZM224 194V193H223ZM222 194V195H223ZM151 195V194H150ZM154 196L156 195V194H153ZM176 195V196H175ZM174 195V198L175 197H177L178 199H174L175 201L174 202H176V200H177V202L179 203V201L180 202H183L184 203V205L183 206H186V207H188L187 205H192V204H187L186 202H184L185 200H183L182 201V199L181 198H183L182 196H183V192H182V194L180 195V197L181 198H179L178 197V195L177 194H175ZM195 195V196H196ZM215 195H217V194H215ZM221 195V194H220ZM173 195H171V197H172ZM1 197H2V195L0 196V199H1ZM151 197V196H150ZM167 198H163V199H167V201L166 200H164L165 202H168V200H171V198H168L169 196H166ZM193 198H194V196H192ZM198 196H196L194 199H196ZM203 197V196H202ZM201 196H200V199L202 198ZM204 197H207V196H204ZM204 197H203V199H204ZM3 198V197H2ZM199 198V197H198ZM214 198H216V196L214 197ZM222 198H224V197H222ZM85 199H89V200H92V203H94L92 206H93V208H92V206H91V208H92V210H91V214H90V218H89V220L88 221H86V225L85 226H81L80 224H82V223H80L81 221H82V219H83V217H85L84 216V214H85V210H84V208H83V205H82V202L85 200ZM200 199H199V201H200ZM207 199H209V197L207 198ZM2 201H3V199H1ZM162 200V199H161ZM179 200V201H178ZM211 200V199H210ZM217 200V199H216ZM87 201V200H86ZM163 201V200H162ZM197 202L196 201V203H199L200 204V202ZM206 201V200H205ZM215 201V200H214ZM214 201H212V206L214 207V205H215V203H214ZM228 201H227V203H228ZM85 202V201H84ZM90 202V201H89ZM176 202V203H177ZM207 202H208V204H210L209 202H211V201H209V200H207ZM234 202H236V199H235V201ZM91 203V202H90ZM91 203V204H92ZM161 203V202H160ZM176 203H175V205H173V207L175 208V209H177L178 208V206H179V204L176 206ZM187 205H186V204ZM194 204H195V202H193ZM206 203V202H205ZM205 203H204V205H205ZM213 203H214V205H213ZM223 203V202H222ZM181 204V203H180ZM202 205H203V202L201 203ZM165 205V204H164ZM182 205V204H181ZM202 205H201V207H202ZM206 205H207V203H206ZM229 205H230V203H229ZM233 205V204H232ZM231 205V206H232ZM182 206V207H183ZM164 207V206H163ZM170 207V206H169ZM177 207V208H176ZM180 208H181V206H179ZM190 207V206H189ZM193 207V206H192ZM200 207V206H199ZM200 207V208H201ZM204 207V206H203ZM207 207H209V206H207ZM211 207V206H210ZM212 207V209H214L215 210V208H213ZM128 208V207H127ZM174 208L173 209H170L171 210V212L172 213H170V212H168L167 213V215H171V216H167V223L165 222V218H163L164 219V222L162 221V223L164 224H166V226L165 225H163L162 223V226L164 227L165 226V229H164V231L165 230H167V231H165L164 233V235H163V238H162V236H161V238L162 239H159L158 240V238H156V239H154V236L156 237L158 234V232H156L155 230L153 231L151 228H148V229H150L149 231H147V233H143V234H141L142 233V231H140L139 233L140 234H138L137 233V235L139 236V238L141 237L140 235H145L144 237H143V239L142 238H140V239H142V242L139 240V242H141V244H142V246H139V245H141L140 243H138V239L135 237L136 236V234L132 237L131 235H133V233H135L134 232V226H130L131 227V232H132V234H129L131 237H128L127 235H125V236H127V237H124V238H122L121 237V241H119V242H121V245H122V248H121V254H122V257H121V260H120V264H178V260H184L185 259V257L187 256V258H186V261L184 262L185 264H214L215 262H216V264L218 263L217 261H220V256L218 257L217 255H215V257L217 256L218 258H219V260L217 259V257H216V259L217 260H215V259H213L214 257L213 256H210V257H213V258H209L208 257V255L210 254V253H212V254H215L214 252H210L209 251V248L208 247H206V245L207 244H209V243H206V245H205V242H204V247H206V248H203V242H202V244H201V241H203L204 239H205V241L207 240V238L209 237V240H211L212 239V235H211V233H209L208 231L210 230L209 228V226H211V225H209V226H207L206 224V227H209V228H204V229H206V231H207V229H209L207 232L206 231H203V233H208V235L210 234L211 236H208V235H204L203 233H200V235L202 236H200V235H198V233H193V234H195V238H196V234H197V237H198V240H199V244L201 245V247L203 248V249H206L207 251H209V254L207 255V253H206V255H204V251L202 250V249H200V251L198 250L199 248H201V247H199V244H195V242H196V239L194 238V235H193V237L191 238V243H193L192 244V246H190L191 248H195L196 246L197 247H199V248H197V250H193V252H188L189 254L188 255H183L182 253V255L181 256H179V258L177 259V254L179 255V253H178V251L179 250H182V248H185V246H184V244H182V241L183 242H185L184 240H183V238H185L183 235H186L185 234V229H190L189 228V223H186V224H188V228H186L187 227V225H186V227H184V225L185 224H183V222H186L187 220H185V218L184 217H186L185 215L182 217L181 216V214H183L182 213V209H178L177 211H179V210H181L180 212H177V213H179V215L182 217V220H181V222L180 221H178L179 219L176 217V216H178V215H174V217H176L177 218V220L175 221V219L176 218H174L173 216H172V214H173V211H176V210H174ZM186 209V208H185ZM184 209V210H185ZM188 209V208H187ZM190 209H192L191 207H190ZM190 209H188L187 210V212H189V211H191ZM203 209V208H202ZM206 209V206L204 207V210ZM208 209L209 208H207V212H208ZM211 209V208H210ZM211 209V210H212ZM168 210V209H167ZM169 210V211H170ZM173 210V211H172ZM183 210V211H184ZM210 210V211H211ZM228 210V209H227ZM186 211V210H185ZM203 211V210H202ZM202 211H201V214H203L202 213ZM208 212V214L209 213H211V212ZM191 212H193V209H192V211ZM191 212H189V214L191 213ZM196 212H197V210H196ZM200 211H199V208H198V212L197 213H199ZM204 212V211H203ZM207 212H205V213H207ZM212 212H213V210H212ZM176 213V214H177ZM186 213V212H185ZM184 213V214H185ZM227 213V212H226ZM175 214V213H174ZM193 215H189V216H194V214L195 213H192ZM200 214V215H201ZM208 214H207V216H208ZM211 214H214V216H215V211H214V213H211ZM258 213H256V215H257ZM264 214V213H263ZM85 215H87V214H85ZM197 215H199V214H197ZM189 216L188 217H186V218H189ZM213 216V215H212ZM254 216V217H253ZM260 216V215H259ZM155 217V216H154ZM166 217V216H165ZM179 217V216H178ZM195 217V216H194ZM201 217V216H200ZM219 217H221V218H219ZM261 217V216H260ZM156 218V217H155ZM154 218V219H155ZM196 218V217H195ZM197 218H199L198 216H197ZM196 218V219H197ZM210 218H211V216H210ZM213 218V217H212ZM250 218H252V220H250ZM125 219V218H124ZM150 219H152V217L150 218ZM153 219V220H154ZM190 219V218H189ZM201 220H202V218H200ZM161 220V219H160ZM185 220V221H184ZM199 220V219H198ZM197 220V221H198ZM203 220H204V218H203ZM202 220V221H203ZM207 220H209V219H205V221L206 222H208L209 223V221H207ZM1 221H3V220H1ZM54 221V220H53ZM122 221V220H121ZM159 221V220H158ZM179 223H178V222ZM196 221V222H197ZM202 221H200L201 223H202ZM205 221H204V223H205ZM213 221V220H212ZM212 221H210V222H212ZM221 222H222V220H220ZM51 222V221H50ZM59 222V221H58ZM149 222H151V221H149ZM200 222H198V224H200ZM220 222V223H221ZM242 222V221H241ZM257 222V221H256ZM261 222V221H260ZM259 222V223H260ZM1 223V222H0ZM55 223V222H54ZM151 223H154L153 221L151 222ZM151 223H148V224H150V226L149 227H152L151 225ZM156 223V222H155ZM243 223V222H242ZM242 223H240V224H242ZM249 223V224H248ZM52 224V223H51ZM120 224H121V222H120ZM132 224V223H131ZM134 224V223H133ZM223 224V223H222ZM222 224H221V226H222ZM238 224H239V221H238ZM246 224H244V226H246ZM253 224V223H252ZM263 224H264V217L262 218V225L261 226H263ZM134 225H136V224H134ZM193 225V224H192ZM194 225H196V227H197V224L195 223ZM204 225V224H203ZM205 225L203 226V227H205ZM225 225V224H224ZM224 225H223V227H224ZM0 248L1 247H3V246H6L7 245V243H8V240H9V237H7L8 239L6 240V239H3V237H1V233H4L5 231H7V228H6V226H5V223L3 222V224L1 225L0 224ZM123 226V225H122ZM201 226V224L198 226V229L196 228L195 230H193L192 229V232H194V231H196V230H199V228H201L200 227ZM220 226V225H219ZM220 226V227H221ZM242 226V225H241ZM191 227V226H190ZM193 227H195V226H193ZM222 227V228H223ZM227 227V225L224 227V228H226ZM227 227V228H228ZM240 227V226H239ZM137 228V227H136ZM153 228V227H152ZM230 228V227H229ZM231 228H232V226H231ZM234 228V227H233ZM232 228V229H233ZM262 228V227H261ZM139 229V228H138ZM138 229H135V230H138ZM147 229V228H146ZM153 229H155V228H153ZM160 229V228H159ZM214 229V228H213ZM217 229V228H216ZM245 229V230H246ZM251 229H253V228H251ZM129 230V229H128ZM140 230V229H139ZM143 230V229H142ZM191 230V229H190ZM202 230V229H201ZM201 230H199V231H201ZM220 231H222L221 229H219ZM227 230V229H226ZM239 230V229H238ZM242 230V229H241ZM244 230V231H245ZM121 231V230H120ZM144 231H145V228H144ZM189 231V230H188ZM188 231L186 232V233H188ZM227 231H229V230H227ZM246 231H248V230H246ZM128 232H130V231H128ZM130 232V233H131ZM138 232V231H137ZM146 232V231H145ZM175 232H178V234H175ZM179 232H180V234H182L181 236L183 237H179L180 235H179ZM192 232H190L189 231V233H192ZM198 232V231H197ZM224 232H226L225 230L223 231V234L224 235H226V236H230V235H227V233H224ZM234 232H235V230H234ZM241 232V231H240ZM184 233V234H183ZM205 233V234H206ZM222 232H219L218 234L219 235H217V237L219 236V237H222L220 234H221ZM230 234H231V232H229ZM242 233V232H241ZM121 234H122V232H121ZM154 234H156V235H154ZM163 234V233H162ZM161 234V235H162ZM245 234V233H244ZM246 234H247V237H246ZM246 234H245V237L247 238V239H250L252 242L251 243H253V241H256V239H257V235H258V232L256 231V230H253V231H248V232H246ZM12 235V234H11ZM177 235V236H176ZM189 235V234H188ZM187 235V236H188ZM192 234H190V236H191ZM205 236V238H204V236ZM103 236H104V234H103ZM120 236V235H119ZM137 236V237H138ZM177 238H176V237ZM186 236V237H187ZM190 236H188L189 238H190ZM206 236H208L207 238H206ZM214 236V235H213ZM237 236L238 235H236V238H237ZM5 237V236H4ZM13 237V236H12ZM105 237V236H104ZM134 237L137 239V243H138V246L139 247H141V248H139V247H137V244H136V241H135V239H134ZM159 237V236H158ZM211 237V238H210ZM224 238H225V236H223ZM222 237V238H223ZM231 237V236H230ZM239 237V236H238ZM243 238H244V235L242 236ZM241 237V235H240V238H242ZM249 237V238H248ZM6 238V237H5ZM108 238V237H107ZM189 238H188V240H189ZM194 238V240H192ZM203 238V239H202ZM223 238V239H224ZM227 238V237H226ZM233 238V237H232ZM246 238H245V240L244 239H242V240H244L243 242H245V241H247L246 240ZM259 238V237H258ZM109 239V238H108ZM154 239V240H153ZM187 239V238H186ZM218 239V238H217ZM220 239L221 238H219V240H217V242L219 241L220 242ZM234 239V238H233ZM232 239V240H233ZM238 239V238H237ZM260 239H261V237H260ZM35 240H37V239H35ZM34 240V241H35ZM155 240H156V242H155ZM187 240V241H188ZM197 240V241H198ZM209 240H208V242H209ZM228 240V239H227ZM239 240V239H238ZM236 241V242H238V244H240L239 242L240 241H242L241 239H240V241ZM259 240V239H258ZM262 240V239H261ZM101 241H103V239H101ZM113 241V240H112ZM111 241V242H112ZM192 241H194V242H192ZM229 241V240H228ZM35 242H37V241H35ZM41 242V241H40ZM49 242V241H48ZM110 242V241H109ZM218 242V243H219ZM226 241H224V243L222 242V244H223V248H224V245H227L226 243H225ZM231 242V241H230ZM229 242V243H230ZM234 243V244H236V245H238L237 243ZM107 243V242H106ZM249 243H250V241H249ZM256 243H258V241H256ZM10 244V243H9ZM187 244H189V245H191L190 244V242L188 243L187 242ZM187 244H186V247H187ZM217 244V243H216ZM259 244V243H258ZM257 244V245H258ZM261 246H262V241H261ZM260 244H259V247H261L260 246ZM264 244V243H263ZM184 246V247H180V246ZM229 245V244H228ZM257 245L255 246L256 247V249H257ZM35 246V245H34ZM119 246H120V244H119ZM208 246V245H207ZM229 246H233V244H231V245H229ZM229 246H225V247H229ZM241 247V245H238V247ZM8 247V246H7ZM37 247V246H36ZM35 247V248H36ZM60 247V246H59ZM216 247H220V243H219V246H218V244L216 245ZM234 247H236V246H234ZM239 247V248H240ZM259 247H258V251H259ZM90 248H93V249H90ZM98 248V247H97ZM96 248V249H97ZM100 248H101V246H100ZM139 249V251H137L138 249ZM191 248H188V249H191ZM195 248V249H196ZM223 248H222V250H223ZM239 248H238V250H239ZM253 248V247H252ZM263 248V247H262ZM95 249V250H96ZM140 249L141 250H143V252L141 253L142 254V256H141V258H139V255H141V254H138L137 255V252L139 253L140 252ZM187 249V250H188ZM213 249L214 248H212V251H213ZM235 249H237V247L235 248ZM235 249L232 247V248H229L224 254H221V251L219 252V254L220 255H222L223 257H221L222 258V262H223V260L225 261L226 259H229L228 261H230V256L232 255V253H235V255L233 254V256H238L240 253L239 252H237V251H235ZM256 249H250V250H253V252L252 253H255V251H257ZM261 249V248H260ZM59 250V249H58ZM91 250V251H90ZM184 251H186V249H183ZM182 250V251H183ZM202 250V251H201ZM216 250H218V248L217 249H215V252H216ZM220 250V249H219ZM255 250V251H254ZM1 251V250H0ZM189 251H191V250H189ZM1 253V252H0ZM37 253V252H36ZM222 253H223V251H222ZM236 253H239V254H236ZM251 253V255H252V257L251 256H247V258H248V260L250 261H248L247 260V258H245L243 255H244V253H243V255H242V257L243 258H245V259H243V261L245 260V262H243L242 261V263L243 264H245V263H251V261H254L255 262V260H256V256H257V253L259 254V252H257L256 254H252ZM5 254V253H4ZM217 254H218V252H217ZM249 254V253H248ZM3 255V254H2ZM211 255V254H210ZM261 255V254H260ZM138 256V257H137ZM183 256V258H180V257H182ZM185 256V257H184ZM232 256V258L235 260L236 259V257L234 258ZM240 256V255H239ZM93 257V256H92ZM192 257H196V261L194 260L193 262H192ZM230 257V258H229ZM241 257V258H242ZM261 257H262V255H261ZM37 258V257H36ZM64 258V257H63ZM238 258V257H237ZM264 258V257H263ZM140 259V260H139ZM190 259V260H189ZM239 259V262H241L240 261V258H238ZM238 259L236 260V264H238L237 263V261H238ZM182 260L181 261H179V262H182ZM242 260V259H241ZM246 261H248V262H246ZM264 261V260H263ZM222 262L220 263V264H222ZM223 263H225V262H223ZM226 263H228L227 261H226ZM231 263V262H230ZM256 263V262H255ZM262 262H260V264H261ZM233 264V263H232ZM251 264H253V262L251 263ZM257 264V263H256Z\"/></svg>",
    "mask_w": 264,
    "mask_h": 264
}]
</instances>
